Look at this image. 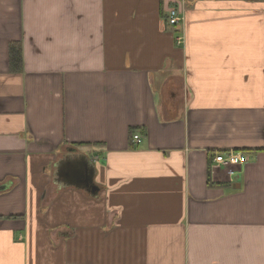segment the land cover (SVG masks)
Here are the masks:
<instances>
[{
	"label": "crops",
	"instance_id": "1",
	"mask_svg": "<svg viewBox=\"0 0 264 264\" xmlns=\"http://www.w3.org/2000/svg\"><path fill=\"white\" fill-rule=\"evenodd\" d=\"M0 189V264H264V0H0Z\"/></svg>",
	"mask_w": 264,
	"mask_h": 264
},
{
	"label": "built area",
	"instance_id": "2",
	"mask_svg": "<svg viewBox=\"0 0 264 264\" xmlns=\"http://www.w3.org/2000/svg\"><path fill=\"white\" fill-rule=\"evenodd\" d=\"M182 21L181 13L176 9L171 8L167 14V23L170 26H177ZM183 43V37L178 36L176 38V44L181 45ZM134 141H138V136L133 137ZM245 163L244 155L239 151H228L227 153H216L211 157V168H223L229 177L236 174V168H241Z\"/></svg>",
	"mask_w": 264,
	"mask_h": 264
},
{
	"label": "trees",
	"instance_id": "3",
	"mask_svg": "<svg viewBox=\"0 0 264 264\" xmlns=\"http://www.w3.org/2000/svg\"><path fill=\"white\" fill-rule=\"evenodd\" d=\"M9 64L12 72H19L21 69L20 45L17 43L9 47Z\"/></svg>",
	"mask_w": 264,
	"mask_h": 264
},
{
	"label": "water",
	"instance_id": "4",
	"mask_svg": "<svg viewBox=\"0 0 264 264\" xmlns=\"http://www.w3.org/2000/svg\"><path fill=\"white\" fill-rule=\"evenodd\" d=\"M74 179L78 181V177H75ZM81 183L83 188H85L87 191H90L91 193L97 192V188L92 185V181L89 176L84 177Z\"/></svg>",
	"mask_w": 264,
	"mask_h": 264
},
{
	"label": "bare ground",
	"instance_id": "5",
	"mask_svg": "<svg viewBox=\"0 0 264 264\" xmlns=\"http://www.w3.org/2000/svg\"><path fill=\"white\" fill-rule=\"evenodd\" d=\"M244 155V154H243ZM245 157V156H244Z\"/></svg>",
	"mask_w": 264,
	"mask_h": 264
}]
</instances>
